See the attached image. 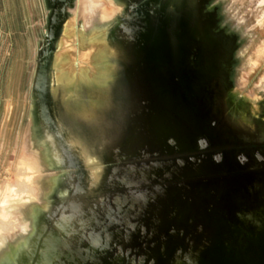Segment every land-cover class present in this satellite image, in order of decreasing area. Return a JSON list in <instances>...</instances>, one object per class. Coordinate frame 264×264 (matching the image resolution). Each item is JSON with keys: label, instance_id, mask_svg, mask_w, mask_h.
<instances>
[{"label": "rangeland", "instance_id": "obj_1", "mask_svg": "<svg viewBox=\"0 0 264 264\" xmlns=\"http://www.w3.org/2000/svg\"><path fill=\"white\" fill-rule=\"evenodd\" d=\"M128 2L69 0L58 32L50 0H0V264H264V0H210L202 117L170 81L183 38L144 64L116 31Z\"/></svg>", "mask_w": 264, "mask_h": 264}, {"label": "flooded vegetation", "instance_id": "obj_2", "mask_svg": "<svg viewBox=\"0 0 264 264\" xmlns=\"http://www.w3.org/2000/svg\"><path fill=\"white\" fill-rule=\"evenodd\" d=\"M210 8V0H173L169 5L162 0H132L126 4L123 14L124 17L125 13H137V24L130 26L132 35L127 37V46L133 51L144 50V44L150 40L149 36L146 40L145 32L139 30L141 23L149 20V17L154 27L155 36L150 40L153 44L163 32H169L172 42L183 38L181 41L187 47L186 69L178 72L176 62L171 63L170 81L174 82L177 78L181 81L182 97L190 106L198 109L201 117L214 108L220 89L216 61V51L220 46L218 35L215 36L211 23L207 21ZM182 34L185 36L180 37ZM140 45H143V49ZM135 53L139 60L145 59V55Z\"/></svg>", "mask_w": 264, "mask_h": 264}, {"label": "bare ground", "instance_id": "obj_3", "mask_svg": "<svg viewBox=\"0 0 264 264\" xmlns=\"http://www.w3.org/2000/svg\"><path fill=\"white\" fill-rule=\"evenodd\" d=\"M52 3H53V5H54V14H53V16H52V23H53V25L54 26H56V30L59 32V30H60V28H61V26H62V24H63V22H64V20H61L62 18H60V14L61 15H63L64 14V12H63V6L64 5H68L69 4V0H50ZM59 5V6H58ZM82 10H81V12H82V16H81V18L82 19H85V17L86 16H88L89 15V7L87 6V4L86 3H83L82 4V8H81ZM91 12H92V10H91ZM87 19V18H86ZM85 19V20H86ZM61 20V21H60ZM54 31V30H53ZM57 35H58V33H57ZM57 35H53V32L51 33V36L48 38V42L49 43H52V41L54 40V39H56V37H57ZM49 47V46H48ZM50 55H51V49H50V47L45 51V53L43 54V56L41 57V61L43 62V64H44V66H43V68L41 67V61H40V67H39V71H38V75H39V78H38V81H37V88H39L40 86L42 87V89L40 90L39 89V91H38V93H37V96H38V102L40 103V105H44L45 107L47 106L46 104H45V102H46V99H45V95H46V93H45V86H44V78L46 77V68H47V65H48V61H49V57H50ZM45 220H46V223H47V221L49 220V215L46 213L45 214ZM66 220V217L64 216V215H61L57 220H56V222H55V226H54V229L53 230H49V231H47L46 233H48V232H52V231H54L55 230V228L57 227V225H59V223H60V220ZM45 233V234H46ZM43 238V235H42V237H40V239H39V241H38V245L34 248V251H35V249H37V255H38V253H39V251H40V248H39V244H40V241H41V239ZM23 240V239H22ZM94 240H97L96 238L94 239ZM19 242H22L21 240L19 241ZM18 242V243H19ZM23 243V242H22ZM21 244V243H20ZM17 245V244H16ZM19 245V244H18ZM22 245V244H21ZM31 245V244H30ZM30 245H29V247H30ZM33 245V244H32ZM38 247V248H37ZM10 250V249H9ZM28 250V249H27ZM11 251V250H10ZM34 251H33V254H34ZM3 254V253H2ZM9 256V255H8ZM23 256V255H22ZM6 258V257H5ZM22 258V257H21ZM32 260H30V264H32V263H35L34 261L32 262ZM23 264V263H22ZM62 264V263H61Z\"/></svg>", "mask_w": 264, "mask_h": 264}, {"label": "water", "instance_id": "obj_4", "mask_svg": "<svg viewBox=\"0 0 264 264\" xmlns=\"http://www.w3.org/2000/svg\"><path fill=\"white\" fill-rule=\"evenodd\" d=\"M136 17H137V13L136 12L134 14H132V15L128 14V13H125L124 17H122L119 20V23H118L116 31L119 34L122 31L121 34L124 35V38H125L124 41L126 43L128 42L127 41V37L130 38L131 35H132L131 34V30H130V26H132L133 24H135V25L137 24ZM148 19L149 20L146 19V22L141 23L139 30H141L142 32H145L144 38L146 40L148 39L147 38L148 36L150 37V40H152V38L155 36V35H153L154 27H153V23H152L151 17H149ZM150 40L148 39L147 40L148 42H146L144 44V46H145L144 50L146 51L145 52L144 64H147V62H148V53H149V51L151 53V49H152V44L153 43ZM149 46H150V48H149ZM152 109H153V106H152ZM148 135H151L152 137H154L153 133H152V127H151L150 132H149ZM168 143L172 144V141L169 139ZM192 155H193V153H190L188 156H192ZM144 160H145L144 157H137V155L136 156L134 155L133 158H131L130 161L131 162H141V161H144ZM177 162L180 163L179 161H177ZM191 167L192 166H190V169H191ZM140 181H143V179H140Z\"/></svg>", "mask_w": 264, "mask_h": 264}, {"label": "trees", "instance_id": "obj_5", "mask_svg": "<svg viewBox=\"0 0 264 264\" xmlns=\"http://www.w3.org/2000/svg\"><path fill=\"white\" fill-rule=\"evenodd\" d=\"M151 53H150V51H149V53H148V55H150Z\"/></svg>", "mask_w": 264, "mask_h": 264}]
</instances>
